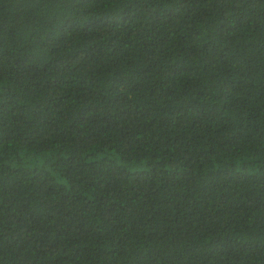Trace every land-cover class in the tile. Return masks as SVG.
<instances>
[{
  "label": "trees",
  "instance_id": "obj_1",
  "mask_svg": "<svg viewBox=\"0 0 264 264\" xmlns=\"http://www.w3.org/2000/svg\"><path fill=\"white\" fill-rule=\"evenodd\" d=\"M0 264H264V0H0Z\"/></svg>",
  "mask_w": 264,
  "mask_h": 264
}]
</instances>
